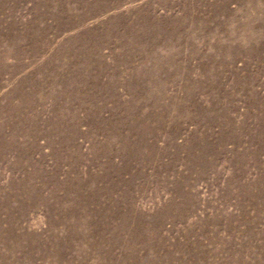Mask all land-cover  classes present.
<instances>
[{"label": "rangeland", "instance_id": "1", "mask_svg": "<svg viewBox=\"0 0 264 264\" xmlns=\"http://www.w3.org/2000/svg\"><path fill=\"white\" fill-rule=\"evenodd\" d=\"M0 264H264V0H0Z\"/></svg>", "mask_w": 264, "mask_h": 264}]
</instances>
